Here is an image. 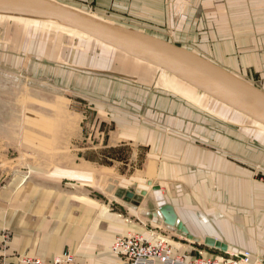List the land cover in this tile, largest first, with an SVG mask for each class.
<instances>
[{"label": "crops", "instance_id": "crops-1", "mask_svg": "<svg viewBox=\"0 0 264 264\" xmlns=\"http://www.w3.org/2000/svg\"><path fill=\"white\" fill-rule=\"evenodd\" d=\"M95 1L99 14L122 23L184 31L183 46L264 90V0ZM116 83L105 98L113 127L105 144L85 151L87 159L50 158V167L22 175L0 168V264H20L21 256L49 261L65 251L74 264H119L114 241L133 234L149 242L161 237L186 260L246 251L253 264H264V174L255 177L264 171V153L153 87L119 83L120 95ZM127 145L126 161L138 173L117 180L109 166H125L116 154ZM92 151L111 164L90 159ZM164 204L191 239L164 224Z\"/></svg>", "mask_w": 264, "mask_h": 264}, {"label": "rangeland", "instance_id": "rangeland-1", "mask_svg": "<svg viewBox=\"0 0 264 264\" xmlns=\"http://www.w3.org/2000/svg\"><path fill=\"white\" fill-rule=\"evenodd\" d=\"M59 1L122 23L99 14L98 11L102 8L99 1V5L95 0L85 4L76 0ZM124 14L128 15L127 12ZM124 17L129 18L127 21L134 20L132 16ZM31 24L0 17V165L4 164V167L0 166V168L15 170L18 175H22L24 171L30 172V169L38 171L39 167L43 166L45 169L47 166L50 167V158L51 160L55 157L72 159L71 157L74 156L73 159L77 164L87 159L89 154L85 151L89 149L96 151L97 147L105 144V134L113 127L108 126L111 122L107 114H110L111 109L107 108V105L110 106L111 100L106 101L105 98L110 99L112 96L108 86L117 82L114 92L120 94V90L117 89L120 86L119 83L129 85V82L118 78L78 70L44 58L41 53L61 56L70 62L78 61L102 67L111 66L89 54L70 50L67 46H78L90 52L108 51L109 53L106 48H100L91 42L67 35L54 27ZM123 24L143 29L129 22ZM153 27L159 28L160 32L152 31L151 28L146 29L158 34L161 38L184 44V31L173 35L167 24L153 25ZM112 66L121 68L114 63ZM151 79L153 88L160 95H169L186 103L190 112L203 116L208 122L214 121L223 124L225 129L230 127L235 132L239 131L237 140L240 144L253 145L257 151L264 153V135L238 129L222 122L216 117L220 116L219 114L230 117L224 120H230L233 117L225 110L212 105L210 100L196 97L191 92H189L190 97L194 101L183 97L187 95L184 86L180 87L181 85L174 82L173 84L170 82L167 86L163 85L161 75L157 74ZM122 95L126 97L124 91ZM115 99L114 96L112 100ZM196 143L201 145L200 142L196 141ZM127 147L129 149L124 147L116 154L125 166L115 163L109 166L113 169L111 176L115 174L117 180L118 178L130 179L136 173L134 165L126 161L131 148L129 145ZM61 149L64 151H58ZM95 151L90 153V159L107 165L111 164L109 160L104 159L103 153ZM110 154L113 153L107 154L108 159ZM263 172V170H256L255 177H263Z\"/></svg>", "mask_w": 264, "mask_h": 264}, {"label": "water", "instance_id": "water-1", "mask_svg": "<svg viewBox=\"0 0 264 264\" xmlns=\"http://www.w3.org/2000/svg\"><path fill=\"white\" fill-rule=\"evenodd\" d=\"M0 16L43 22L67 34L72 31L81 35V40L107 48L109 53L90 52L78 46L67 47L103 60L111 66L70 62L61 56L41 53L49 61L148 88L153 87V75L163 77V74H167L193 88L199 97L210 100L212 105L214 103L219 108L224 106L230 109L232 114L236 113L245 118L236 120L235 115L230 114L233 119L224 120L230 117L219 114L220 116L216 117L222 122L264 135V130L257 126L264 128V90L173 40L161 38L158 34L137 26L111 21L59 0H0ZM113 63L121 68L113 67ZM128 196L131 194L128 193ZM158 214L163 218L164 224L177 227L187 235V230L177 222V216L170 205L160 206ZM187 237L191 239V236ZM205 244L221 251L226 250L223 244L213 239H206Z\"/></svg>", "mask_w": 264, "mask_h": 264}, {"label": "built area", "instance_id": "built-area-1", "mask_svg": "<svg viewBox=\"0 0 264 264\" xmlns=\"http://www.w3.org/2000/svg\"><path fill=\"white\" fill-rule=\"evenodd\" d=\"M89 3L91 0H76ZM113 254L119 258V264H253L251 254L242 255L224 253L222 256L206 258L199 253L198 257L186 260L184 256L173 254L167 241L161 237L153 243L141 239L137 235L118 237L112 246ZM75 257L68 251L49 261L39 258L21 256L20 264H74Z\"/></svg>", "mask_w": 264, "mask_h": 264}, {"label": "bare ground", "instance_id": "bare-ground-1", "mask_svg": "<svg viewBox=\"0 0 264 264\" xmlns=\"http://www.w3.org/2000/svg\"><path fill=\"white\" fill-rule=\"evenodd\" d=\"M67 5V4H66ZM1 17V16H0ZM1 18H4V19H7V20H13V21H17V22H21V23H25V22H28V23H37L38 25L39 24H42V25H46V24H44L43 22H38V21H33V20H29V19H21V18H7V17H1ZM32 25V24H31ZM47 26H49V27H51V25L50 24H47ZM63 30H66V29H63ZM67 31V30H66ZM69 33L67 34V35H70V36H73V37H75V38H78V39H80L81 40V35L79 36L78 34H76V33H74V32H72V31H68ZM81 37V38H80ZM107 49V48H106ZM109 50V49H108ZM81 64H84V63H81ZM92 65V64H91ZM95 66H99V65H95ZM143 66H145V65H143ZM149 70H152V68L151 67H148V66H146ZM158 75V74H157ZM163 77H161L162 79V81L161 82H163V85H169L170 84V82H172V84H173V82H174V84L176 83L177 85L179 84V86L180 87H182V86H184L186 89V96H183V97H185V98H187V99H190L191 101H194L190 96H191V93L194 95V96H196V97H199V94L193 89V88H191V87H189V86H187V85H185V84H183V83H181V82H179V81H177L176 79H172L171 77H169L167 74H163L162 75ZM189 92H191V93H189ZM197 93V94H196ZM214 104V103H213ZM216 107H217V105H216ZM219 109H222V110H225L227 113H229V114H231V115H235L234 116V118L235 119H240L241 120V118H240V116L238 115V114H236V113H231V112H229V111H231L230 109H228V108H226V107H224V106H222V108H219ZM243 119H245L244 117H242ZM237 119V120H238ZM257 125V124H256ZM258 127H260L261 129H263L264 130V128L262 127V126H260V125H257ZM133 235H135V234H133ZM138 236V235H137ZM140 237V236H139ZM141 239H143L142 237H140ZM147 241V240H146ZM149 242V241H148Z\"/></svg>", "mask_w": 264, "mask_h": 264}]
</instances>
